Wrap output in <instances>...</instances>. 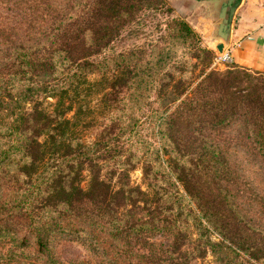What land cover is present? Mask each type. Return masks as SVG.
Segmentation results:
<instances>
[{
    "label": "trees",
    "instance_id": "1",
    "mask_svg": "<svg viewBox=\"0 0 264 264\" xmlns=\"http://www.w3.org/2000/svg\"><path fill=\"white\" fill-rule=\"evenodd\" d=\"M145 11L172 9L77 0L45 42L0 61V264H62L55 232L85 233L110 264H264V234L234 211L224 156L201 134L240 120L264 162V74L216 69L169 16L145 47L101 56ZM93 98L105 122L86 143ZM151 102L157 145L140 132ZM136 169L143 187L130 181Z\"/></svg>",
    "mask_w": 264,
    "mask_h": 264
},
{
    "label": "rangeland",
    "instance_id": "2",
    "mask_svg": "<svg viewBox=\"0 0 264 264\" xmlns=\"http://www.w3.org/2000/svg\"><path fill=\"white\" fill-rule=\"evenodd\" d=\"M172 11L167 15L164 11L140 13L138 17L123 28L102 55H112L127 51L134 47H145L161 34L164 19L169 17L185 20L199 36V45L219 54L214 45L217 39L213 33L203 31L204 19L212 20L211 7L207 0L195 3L194 0H166ZM77 0H0V61L16 48L31 49L41 45L51 35L55 25L62 19L70 18L76 9ZM188 18V19H186ZM201 35L204 37L201 38ZM232 62L214 65L223 70ZM95 76H90L93 79ZM52 100L47 98L44 105L50 108ZM93 124L81 130L83 141L94 139L101 124L105 122L103 107L93 98L90 102ZM154 103L146 107L141 115V134L157 145V138L150 114ZM201 134L210 141L226 161L227 171L222 182L226 187L234 211L245 221L249 228L264 234V162L257 153L251 137L240 120H233L218 129L201 130ZM133 184L143 185L140 181L139 169L129 173ZM82 185L86 181L83 172ZM152 239L167 242L157 235ZM53 255L62 262L70 264L74 260H82L87 264H110L85 233L67 234L55 232L48 241ZM202 264H214L207 255Z\"/></svg>",
    "mask_w": 264,
    "mask_h": 264
},
{
    "label": "crops",
    "instance_id": "3",
    "mask_svg": "<svg viewBox=\"0 0 264 264\" xmlns=\"http://www.w3.org/2000/svg\"><path fill=\"white\" fill-rule=\"evenodd\" d=\"M202 0H194L199 3ZM215 19H204L203 31L216 36L218 11L225 0H207ZM188 19V18H186ZM201 38L204 37L201 35ZM214 45V47H215ZM224 48L229 50L231 62L250 71L264 74V0H237L232 11Z\"/></svg>",
    "mask_w": 264,
    "mask_h": 264
},
{
    "label": "water",
    "instance_id": "4",
    "mask_svg": "<svg viewBox=\"0 0 264 264\" xmlns=\"http://www.w3.org/2000/svg\"><path fill=\"white\" fill-rule=\"evenodd\" d=\"M236 3L237 0H225L219 8L216 36L219 38L220 42L215 45V49L218 53L223 51L224 45L227 41L231 15Z\"/></svg>",
    "mask_w": 264,
    "mask_h": 264
},
{
    "label": "built area",
    "instance_id": "5",
    "mask_svg": "<svg viewBox=\"0 0 264 264\" xmlns=\"http://www.w3.org/2000/svg\"><path fill=\"white\" fill-rule=\"evenodd\" d=\"M231 62V57L229 55V50L223 49V51L219 54H216L212 61V65H220V64H225Z\"/></svg>",
    "mask_w": 264,
    "mask_h": 264
}]
</instances>
